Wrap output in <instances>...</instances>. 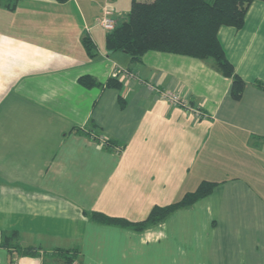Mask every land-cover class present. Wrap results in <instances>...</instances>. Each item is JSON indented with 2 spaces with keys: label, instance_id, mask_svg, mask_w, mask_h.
I'll return each mask as SVG.
<instances>
[{
  "label": "crops",
  "instance_id": "1",
  "mask_svg": "<svg viewBox=\"0 0 264 264\" xmlns=\"http://www.w3.org/2000/svg\"><path fill=\"white\" fill-rule=\"evenodd\" d=\"M1 4L0 264H67L59 249L72 264H264V2L218 31L245 82L239 100L210 61L149 51L132 62L106 50V31L100 49L103 10L122 22L131 0ZM203 181L216 183L207 196L139 232L85 214L142 221ZM14 231L37 255L1 246Z\"/></svg>",
  "mask_w": 264,
  "mask_h": 264
},
{
  "label": "trees",
  "instance_id": "2",
  "mask_svg": "<svg viewBox=\"0 0 264 264\" xmlns=\"http://www.w3.org/2000/svg\"><path fill=\"white\" fill-rule=\"evenodd\" d=\"M16 1L0 0V3L13 10ZM55 1L64 3L67 0ZM254 2L264 0H131L126 18L122 22H116L114 30L107 33L105 48L110 53L126 54L132 62L141 61L143 55L149 51L210 61L216 71L231 79L230 95L234 100H239L245 82L226 57L218 39V31L223 27L241 28L248 9ZM82 43L88 55L92 56L94 45L91 41L84 38ZM79 83L85 88L99 86L90 76H82ZM118 85L116 79H109L106 83L107 87ZM257 86L264 89V83H257ZM103 146L111 147L112 142L104 140ZM215 185L214 182L203 181L196 190L183 194L177 201L166 206L153 207L148 216L138 222L99 212L85 214L94 223L139 232L162 222L175 210L191 206L204 198ZM17 239L18 233L11 232L3 239L1 246L14 250L18 257L37 255L35 248H21L17 245ZM57 254L67 264H72L75 258L74 255L66 257L67 251L60 249Z\"/></svg>",
  "mask_w": 264,
  "mask_h": 264
},
{
  "label": "built area",
  "instance_id": "3",
  "mask_svg": "<svg viewBox=\"0 0 264 264\" xmlns=\"http://www.w3.org/2000/svg\"><path fill=\"white\" fill-rule=\"evenodd\" d=\"M113 12L114 9L112 7H106L98 20L99 26L107 33L114 30L116 26V21L112 17ZM161 97L171 105L180 106L184 109H187L188 111L193 113V115H195V117L198 119L206 117L204 114L200 113L195 108L187 106V102L183 101V99H181L177 94L164 92L163 94H161Z\"/></svg>",
  "mask_w": 264,
  "mask_h": 264
},
{
  "label": "rangeland",
  "instance_id": "4",
  "mask_svg": "<svg viewBox=\"0 0 264 264\" xmlns=\"http://www.w3.org/2000/svg\"><path fill=\"white\" fill-rule=\"evenodd\" d=\"M103 31L99 29L98 36H97V40H96L97 45H98V47L100 49L104 47V35H105V31L104 32Z\"/></svg>",
  "mask_w": 264,
  "mask_h": 264
}]
</instances>
